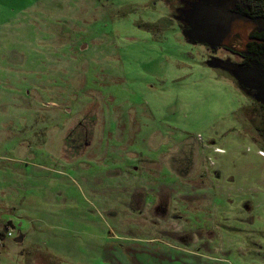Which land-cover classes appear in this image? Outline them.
Segmentation results:
<instances>
[{"label": "rangeland", "instance_id": "374dc122", "mask_svg": "<svg viewBox=\"0 0 264 264\" xmlns=\"http://www.w3.org/2000/svg\"><path fill=\"white\" fill-rule=\"evenodd\" d=\"M182 2L0 0V264H264V102L213 65L258 25Z\"/></svg>", "mask_w": 264, "mask_h": 264}, {"label": "water", "instance_id": "95a60500", "mask_svg": "<svg viewBox=\"0 0 264 264\" xmlns=\"http://www.w3.org/2000/svg\"><path fill=\"white\" fill-rule=\"evenodd\" d=\"M215 3V0H210ZM249 21L248 18L239 16L229 10L228 6L214 5V6H196L189 16V31H187L188 40L192 43H200L209 45L212 49H218L224 46V43L232 35L233 28L236 24H242L243 22ZM262 31V30H260ZM214 65V64H213ZM215 66V65H214ZM254 68L247 69L242 68L244 78H250ZM261 90L255 98L260 101L262 100L261 95H264V76ZM241 85L244 83L239 81ZM23 236L17 239L18 243L23 241Z\"/></svg>", "mask_w": 264, "mask_h": 264}, {"label": "flooded vegetation", "instance_id": "af4514ba", "mask_svg": "<svg viewBox=\"0 0 264 264\" xmlns=\"http://www.w3.org/2000/svg\"><path fill=\"white\" fill-rule=\"evenodd\" d=\"M215 3L221 6H228L229 10L232 11L233 13L238 14L239 16H243L249 19L247 22L254 23L258 25V29L255 32H262L264 30L263 24L259 22L252 21L249 16H247L244 12H248V5L246 0H215ZM183 8L180 10L181 12V23L182 26L185 28V33L189 31V16L191 14L190 9L193 7L195 8L196 6H214L216 4L212 3L210 0H183L182 2ZM262 30V31H260ZM254 32V33H255ZM252 35V34H251ZM187 36V34H186ZM189 39V38H188ZM248 44H247V49L245 53H238L234 51L233 49H227L230 50L231 52L234 53V55H237L241 62L239 64H234L232 62H224L218 59H215L213 64L218 63V67L224 68L227 70H230L233 74V76L238 80L239 85L242 87V89L247 92V94H250L252 96H255L258 94V91L261 90L262 83L263 81L262 76H264V56L261 58L260 62H253L251 61L252 57H254L253 54L249 53L248 51V46L249 44L253 43L254 40L249 36L248 39ZM198 42H196L197 44ZM200 44V43H198ZM210 50L217 51L221 48L218 49H212L209 45H206ZM242 68H247L251 69L254 68L255 70L252 72V76L250 78H244L243 73L239 70ZM239 81H242L244 84L241 85ZM262 100H264V95H261ZM264 106V104H261V106Z\"/></svg>", "mask_w": 264, "mask_h": 264}, {"label": "trees", "instance_id": "16d2710c", "mask_svg": "<svg viewBox=\"0 0 264 264\" xmlns=\"http://www.w3.org/2000/svg\"><path fill=\"white\" fill-rule=\"evenodd\" d=\"M246 2L249 10L247 13H244L249 16L252 21L259 22L264 26V0H246ZM193 10L194 8L192 7L189 12ZM250 37L254 40V42L248 46L249 53L254 55L251 61L260 62L261 58L264 56V30L262 32L257 31L250 35Z\"/></svg>", "mask_w": 264, "mask_h": 264}, {"label": "bare ground", "instance_id": "6f19581e", "mask_svg": "<svg viewBox=\"0 0 264 264\" xmlns=\"http://www.w3.org/2000/svg\"><path fill=\"white\" fill-rule=\"evenodd\" d=\"M219 151V150H218ZM261 156H264V152H260Z\"/></svg>", "mask_w": 264, "mask_h": 264}, {"label": "built area", "instance_id": "2783aa9c", "mask_svg": "<svg viewBox=\"0 0 264 264\" xmlns=\"http://www.w3.org/2000/svg\"><path fill=\"white\" fill-rule=\"evenodd\" d=\"M261 155V154H260Z\"/></svg>", "mask_w": 264, "mask_h": 264}]
</instances>
